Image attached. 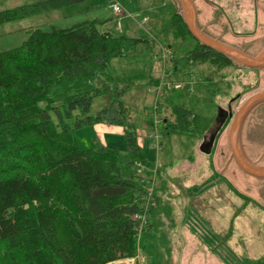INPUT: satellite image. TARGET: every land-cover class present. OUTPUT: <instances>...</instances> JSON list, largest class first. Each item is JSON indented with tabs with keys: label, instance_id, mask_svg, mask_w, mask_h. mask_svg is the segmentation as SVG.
<instances>
[{
	"label": "trees",
	"instance_id": "obj_1",
	"mask_svg": "<svg viewBox=\"0 0 264 264\" xmlns=\"http://www.w3.org/2000/svg\"><path fill=\"white\" fill-rule=\"evenodd\" d=\"M82 1L1 10L0 25ZM103 22L33 28L20 46L0 52V264H112L135 258L138 233L154 230L158 199L147 188L159 170L137 144L130 109L121 101L124 89L106 75L112 59L152 41L169 50L165 64L174 72L190 75V68L206 66L218 76L239 69L194 40L174 7L168 20L148 29L150 40L99 31ZM169 41L192 44L175 52ZM98 75L108 84L95 86ZM162 90L168 113L158 119L162 131L191 144L203 138L212 119ZM107 93L111 100L90 115L93 99ZM99 123L122 128L123 150L79 148L74 132ZM144 213L148 222L142 224L134 216Z\"/></svg>",
	"mask_w": 264,
	"mask_h": 264
},
{
	"label": "rangeland",
	"instance_id": "obj_2",
	"mask_svg": "<svg viewBox=\"0 0 264 264\" xmlns=\"http://www.w3.org/2000/svg\"><path fill=\"white\" fill-rule=\"evenodd\" d=\"M41 1L44 0H0V11ZM116 1L121 7L118 15L112 12L111 0H83L1 24L0 52L20 46L30 29H62L91 19L104 21L99 31L117 33L115 25L119 20L124 35L150 40L148 29L168 20L173 7L179 10L176 0ZM193 2L197 25L210 37L247 53H255L264 45V0ZM143 17L147 21L139 25ZM173 44L169 41L168 47L172 45V50L179 52L192 43ZM168 53V49L162 50L150 41L125 57L112 59L106 70V75L124 89L121 101L130 109L137 144L147 161L159 170L157 176L149 177L150 181L156 179L151 194L158 199L152 218L154 230L138 233V256L112 264H264V200L257 196L250 178L234 164L224 167L225 127L218 125L220 110L230 104L234 108L237 98L264 87V71L229 68L216 76L206 66H196L188 75L168 69ZM161 82L181 83L179 89L170 90L174 102H184L194 113L212 119L203 138L191 144L185 136L162 131L156 121L168 113H163L165 94L163 90L158 92ZM93 84L102 87L108 81L106 76L98 75ZM247 90L250 91L243 94ZM111 98L112 94L107 93L93 99L89 114H96ZM216 129L220 131L210 154L202 153L199 143L207 142ZM74 137L80 149L125 148L122 128L110 123L76 130Z\"/></svg>",
	"mask_w": 264,
	"mask_h": 264
},
{
	"label": "water",
	"instance_id": "obj_3",
	"mask_svg": "<svg viewBox=\"0 0 264 264\" xmlns=\"http://www.w3.org/2000/svg\"><path fill=\"white\" fill-rule=\"evenodd\" d=\"M178 13L180 14L189 35L201 46L206 47L231 61L241 69L264 71V45L255 53H247L242 49L221 42L219 39L210 37L197 25L196 12L192 0H176ZM234 108L229 105L226 110H220L218 116L225 112L224 119L220 126L227 121L225 126V145L227 148V158L224 167L233 163L236 168L250 178V185L255 187L257 196L262 198L264 194V144L260 146L249 143L247 138L248 125L259 123L264 131V119L257 117L260 110L255 111L264 105V87L248 92L243 97L236 99ZM254 115V116H253ZM199 144V150L204 154H210L215 140V135ZM239 142L240 147L236 143ZM259 186V188H258ZM262 192V193H261ZM259 194V195H258Z\"/></svg>",
	"mask_w": 264,
	"mask_h": 264
},
{
	"label": "built area",
	"instance_id": "obj_4",
	"mask_svg": "<svg viewBox=\"0 0 264 264\" xmlns=\"http://www.w3.org/2000/svg\"><path fill=\"white\" fill-rule=\"evenodd\" d=\"M111 9H112L113 14H115V15H118V14L121 13V7H120V5L118 4V2L116 0H111ZM146 21H147V19L143 17L142 20L139 21L138 24L141 25V24L145 23ZM115 29H116L117 33H121L122 32V25H121L119 20L116 21ZM160 84H161L160 88L158 87V92L159 93H161L163 86H164V88L166 90H171V89L172 90H177V89H179L181 87V83H166V84H164V83L161 82ZM156 123H158V120L156 121ZM157 138H158V135H156L155 138H154L156 142H157ZM152 187H153V183L150 184V187L147 190L149 195H151V188ZM145 205L148 206V199L145 202ZM150 205H153V204H150ZM134 218L136 220H139L143 224V223H145L147 215H146V213H144L141 216H134Z\"/></svg>",
	"mask_w": 264,
	"mask_h": 264
},
{
	"label": "flooded vegetation",
	"instance_id": "obj_5",
	"mask_svg": "<svg viewBox=\"0 0 264 264\" xmlns=\"http://www.w3.org/2000/svg\"><path fill=\"white\" fill-rule=\"evenodd\" d=\"M231 105V104H230ZM229 105V106H230ZM226 109H227V107H226ZM260 110V112H259V114H258V118H259V121H261V118H263L264 119V105H262V106H260L256 111H255V113H254V115L258 112ZM225 112H222L221 114H220V116H218V125L220 124V122L224 119V117H225ZM253 115V116H254ZM217 120V119H216ZM220 126V125H219ZM219 128V127H218ZM218 129H216V131H217ZM215 131V132H216ZM220 131V130H219ZM215 132H214V134H215ZM218 133V132H217ZM213 135V134H212ZM216 136V135H215ZM224 137H225V134H224ZM247 138L249 139V143H251V144H253V145H256V146H260V145H263L264 144V131H263V129H262V126L259 124V123H254L253 125H252V127H250V124L248 125V129H247ZM233 164V163H232ZM258 183H262V185L264 184V182H258ZM258 188H259V186H258ZM262 193V192H261ZM259 195V194H258ZM262 195V199L264 200V194L262 193L261 194ZM262 208L264 207V206H261Z\"/></svg>",
	"mask_w": 264,
	"mask_h": 264
},
{
	"label": "crops",
	"instance_id": "obj_6",
	"mask_svg": "<svg viewBox=\"0 0 264 264\" xmlns=\"http://www.w3.org/2000/svg\"><path fill=\"white\" fill-rule=\"evenodd\" d=\"M192 2H193V0H192ZM193 4H194V2H193ZM194 7H195V4H194ZM122 25V24H121ZM116 30V29H115ZM122 31H123V25H122ZM219 136H220V134H219ZM225 138V137H224ZM200 144V143H199ZM138 256V255H137Z\"/></svg>",
	"mask_w": 264,
	"mask_h": 264
},
{
	"label": "bare ground",
	"instance_id": "obj_7",
	"mask_svg": "<svg viewBox=\"0 0 264 264\" xmlns=\"http://www.w3.org/2000/svg\"><path fill=\"white\" fill-rule=\"evenodd\" d=\"M239 144V142L236 143V146ZM240 147V144L238 145Z\"/></svg>",
	"mask_w": 264,
	"mask_h": 264
}]
</instances>
